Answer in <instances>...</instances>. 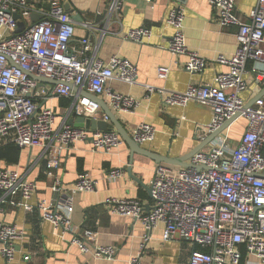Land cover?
I'll return each instance as SVG.
<instances>
[{
  "label": "built area",
  "instance_id": "2783aa9c",
  "mask_svg": "<svg viewBox=\"0 0 264 264\" xmlns=\"http://www.w3.org/2000/svg\"><path fill=\"white\" fill-rule=\"evenodd\" d=\"M125 0H111L110 10L122 9ZM153 4L154 0H145ZM75 0H0V138H9L17 146L43 148L47 159V175L55 178L54 191L63 186L56 178L64 150L77 143L90 141L94 151L114 152L124 143L116 129L106 131L81 129L64 120L58 127L55 110L41 105V99L66 97L71 99L67 117L72 113L91 119L103 115L97 101L85 95L101 96L107 84L118 80L130 84L137 82V67L130 61L113 56L104 61L92 51L90 36L80 41V47L71 44L75 36L76 20L67 11L66 4ZM218 24L236 26L237 49L232 56L218 55L213 62L227 66L217 73L212 83H191L184 91L148 85L150 92L157 91L165 105L187 106L191 102L210 106L212 119L206 125L209 135L220 129L237 113L246 119V129L240 142L232 146L229 127L223 129L208 150H202L190 159L191 167L159 163L154 170L151 184L153 204L140 199H110L107 201L114 214L128 216L141 222L149 239L159 223H164L163 239H182L193 245L188 264H264V96L251 106L241 94L247 89L244 75L250 72L258 83L264 84V0L246 19L236 11V0H209ZM73 7V6H72ZM75 13V12H74ZM16 14L20 18L15 17ZM33 14L42 18L35 22ZM185 12L181 6L172 7L166 24L173 29L167 50L173 56L186 55L184 68L192 74L204 71L210 61L187 45L184 31ZM20 23L25 26L19 29ZM146 26L131 29L123 34L127 40L143 43L151 38ZM252 64L251 69L248 68ZM170 67L159 66L157 76L169 77ZM57 80L56 85L34 78ZM70 85L77 90H74ZM113 109L132 112L139 101L129 95L113 93ZM157 129L143 122L132 130L131 137L139 144L153 141ZM123 170L113 169L108 178L114 180ZM96 181L86 174L71 188L72 194L91 192ZM37 184L21 175L18 169L0 165V243L1 254L7 262L13 261L17 242L25 237V230L9 224L2 218L4 198L10 197L14 207L27 212L37 209L42 218L67 231L75 227L72 206L65 212L54 211L46 200L37 207L30 199L37 191ZM87 235H92L86 230ZM85 252L89 248L80 238L74 239ZM113 247H96L95 258H112ZM26 256L25 259H29ZM129 264H142L132 256ZM89 264V263H86Z\"/></svg>",
  "mask_w": 264,
  "mask_h": 264
},
{
  "label": "crops",
  "instance_id": "0c3cea01",
  "mask_svg": "<svg viewBox=\"0 0 264 264\" xmlns=\"http://www.w3.org/2000/svg\"><path fill=\"white\" fill-rule=\"evenodd\" d=\"M110 1L75 0L72 3L76 13L78 10L89 13L83 14V22L76 21L71 44L80 47L81 39L90 36L92 51L102 60L107 62L117 55L133 63L137 67V82L130 84L112 80L100 98L108 103L113 93L136 98L140 104L135 111H114L130 135L139 124L150 123L157 129V134L153 141L141 145L144 149L174 158L189 155L201 143H205L210 135L206 134L205 127L212 119L211 107L196 102L187 106L165 105L161 95L157 91L150 92L148 85L184 91L191 83H212L217 73L227 70V66L214 63L213 60L220 54L232 56L237 49V27H221L209 0H154L153 4L145 0H125L122 9L112 13L111 17L107 15L97 18ZM176 5L181 6L185 12L187 45L210 61L201 73H189L184 68L187 56H173L167 50L173 29L166 24V18L169 10ZM255 6L256 0H236L237 14L243 19ZM141 26L151 29V38L137 43L123 37L127 31ZM162 65L170 67L166 80L157 76V68ZM251 67L249 63L248 68ZM244 77L248 87L241 96L246 103H251L264 92V84L258 83L250 72L245 73ZM60 102L61 97L56 96L40 100L41 105L55 110L58 127L71 117L66 116L71 103L65 107ZM99 119H104L103 115ZM108 125L115 129L110 121ZM245 129L244 117L230 126L228 132L232 146L240 142ZM8 142L13 141L0 138V146ZM212 145L213 140L202 150H208ZM18 149L21 150L18 163L0 160V165L14 167L28 180L36 182L37 191L30 199L34 209L40 200H46L54 211L59 212H65L68 205L72 206L70 216L74 217L75 227L65 231L62 226L56 227L44 220L37 209L27 212L21 207H14L10 197L4 198L3 220L23 228L25 237L17 242V252L10 263L0 252V264H129L132 256H138L142 264H188L193 250L189 241H165L164 223H159L149 233V239L145 240L148 232L141 222L112 213L107 203L110 199L131 198L152 205L148 188L151 187L154 170L159 164L157 161L135 154L133 164L130 165L131 149L126 142L110 153L94 151L90 141L79 142L62 152L56 178L61 182L63 190L56 192L53 189L55 178L47 175L48 168L43 169V160L46 159L43 148L36 146ZM127 166L131 167L132 175L142 184L125 169ZM113 169H121L124 173L110 180L108 173ZM83 174L96 181L95 190L72 194L71 188ZM86 230L91 231L92 235H87ZM76 238L82 239L89 251H83L74 243ZM99 246L113 247L114 256L95 258L94 250ZM26 256L30 258L27 260Z\"/></svg>",
  "mask_w": 264,
  "mask_h": 264
},
{
  "label": "water",
  "instance_id": "95a60500",
  "mask_svg": "<svg viewBox=\"0 0 264 264\" xmlns=\"http://www.w3.org/2000/svg\"><path fill=\"white\" fill-rule=\"evenodd\" d=\"M66 9L67 11L72 15V18L74 20H76L77 22H83L84 21V17L83 14H88L89 11H81L78 10V12H75V9L71 6L70 3L66 4ZM75 12V13H74ZM113 12L110 10V5L106 6L105 11L102 14H98V17H105V16H110ZM15 17L17 19L20 18L19 14H16ZM42 18V15L40 14H33L32 15V20L37 22ZM25 26L24 23H20L19 29L16 31L17 32L20 31V29H22ZM34 78H36L39 82H40V86H45L46 84H52V85H56L59 82L57 80H53V79H49L46 77H36L34 76ZM74 90H77V88H74L72 85H70ZM85 95L89 96L90 98L94 99L95 101H97L99 103V105L101 106V109L103 111V113L108 116L109 121L114 125L115 129L118 131V133L121 135V137L123 138L124 142H126L130 149H131V157H130V165L133 164V160H134V155L135 154H139V155H143V156H147L151 159H154L155 161H157L158 163H167V164H171V165H175V166H182V167H191V163H188V160L195 155L197 152L201 151L203 149V147L209 142L214 140L218 134L225 129L226 127L231 126L236 120H238L241 117V113H237L233 118H231L230 120H228L227 122L224 123V125L218 129L217 131H215L214 133H211L207 139V141L205 143H201V145H199L192 153H190L189 155L183 156V157H170V156H163V155H159L156 153H152L146 149H144L141 144H139L138 142H136L130 135V133L127 131V129L125 128V126L123 125V123L119 120V118L116 116V114L114 113L113 106L111 105V102H106L103 99H101L99 96L94 95L89 93L88 91L84 92ZM264 95V92L261 93L260 95H258L256 97V99L251 102V103H247L246 107H251L256 101L257 99H259L260 97H262ZM105 119H91V118H86L84 116H77L75 113L71 114L70 119L68 120V124L72 125L74 127L77 128H81V129H88V130H100V131H106L109 130L111 128H109L108 122ZM18 148H21L20 146H18ZM43 169L47 170V159L43 160ZM125 169L128 170V172L132 175V169L130 166H127ZM133 176V175H132ZM258 176L264 177V174H259ZM134 177V176H133ZM139 183L142 184V182L137 179L136 177H134ZM148 192L150 197H152V187L148 188Z\"/></svg>",
  "mask_w": 264,
  "mask_h": 264
},
{
  "label": "trees",
  "instance_id": "16d2710c",
  "mask_svg": "<svg viewBox=\"0 0 264 264\" xmlns=\"http://www.w3.org/2000/svg\"><path fill=\"white\" fill-rule=\"evenodd\" d=\"M61 105L67 107L71 103V99L61 97ZM21 150L17 148L14 142H8L4 146H0V160H5L9 163H18Z\"/></svg>",
  "mask_w": 264,
  "mask_h": 264
},
{
  "label": "rangeland",
  "instance_id": "374dc122",
  "mask_svg": "<svg viewBox=\"0 0 264 264\" xmlns=\"http://www.w3.org/2000/svg\"><path fill=\"white\" fill-rule=\"evenodd\" d=\"M73 219H74V217H73Z\"/></svg>",
  "mask_w": 264,
  "mask_h": 264
}]
</instances>
